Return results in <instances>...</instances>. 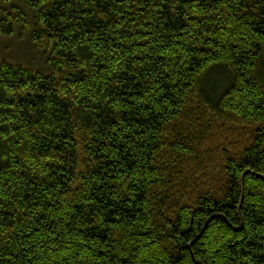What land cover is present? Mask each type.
<instances>
[{"label": "trees", "instance_id": "16d2710c", "mask_svg": "<svg viewBox=\"0 0 264 264\" xmlns=\"http://www.w3.org/2000/svg\"><path fill=\"white\" fill-rule=\"evenodd\" d=\"M0 264H264V0H0Z\"/></svg>", "mask_w": 264, "mask_h": 264}, {"label": "rangeland", "instance_id": "374dc122", "mask_svg": "<svg viewBox=\"0 0 264 264\" xmlns=\"http://www.w3.org/2000/svg\"><path fill=\"white\" fill-rule=\"evenodd\" d=\"M30 44L28 35L23 39H19L17 35L9 38L0 36V63L18 64L40 71L41 60L36 58Z\"/></svg>", "mask_w": 264, "mask_h": 264}]
</instances>
